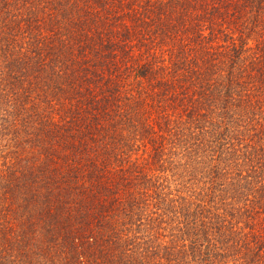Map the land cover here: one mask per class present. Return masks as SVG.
<instances>
[{"label":"trees","instance_id":"obj_1","mask_svg":"<svg viewBox=\"0 0 264 264\" xmlns=\"http://www.w3.org/2000/svg\"><path fill=\"white\" fill-rule=\"evenodd\" d=\"M0 264H264V0H0Z\"/></svg>","mask_w":264,"mask_h":264}]
</instances>
